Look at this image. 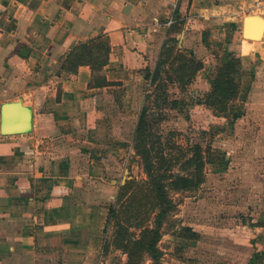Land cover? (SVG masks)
<instances>
[{
    "label": "crops",
    "instance_id": "crops-1",
    "mask_svg": "<svg viewBox=\"0 0 264 264\" xmlns=\"http://www.w3.org/2000/svg\"><path fill=\"white\" fill-rule=\"evenodd\" d=\"M255 3L264 5L249 6ZM236 4L238 15L244 0H0V106L20 101L33 110L31 132L0 128V264H100L109 222L104 192L124 182L136 159L132 139L145 102L137 86L150 87L144 76L156 66L167 22H184L178 47L187 54L188 27L232 26L238 21L225 12ZM238 29L244 38L243 22ZM207 36L213 70L232 52H214L220 40ZM92 40L109 51L81 49L84 63L65 69ZM261 229L250 232L248 261L258 253L264 264Z\"/></svg>",
    "mask_w": 264,
    "mask_h": 264
},
{
    "label": "rangeland",
    "instance_id": "rangeland-1",
    "mask_svg": "<svg viewBox=\"0 0 264 264\" xmlns=\"http://www.w3.org/2000/svg\"><path fill=\"white\" fill-rule=\"evenodd\" d=\"M250 1L244 0L245 5L238 15L233 13L238 10L237 4L231 11L225 12L227 17L237 19L238 22L232 26L226 23L224 28H219L217 23L211 21L191 23L193 28L188 27L191 49L187 54L201 61L206 71L200 72L186 87L167 83V94L179 101L176 108L162 105V102H158L161 107H154L153 99L150 100L149 106L154 109L151 114L161 118L158 133L165 143L166 151L178 156L181 162L184 157L191 155L192 146L199 145L205 163V181L196 191L171 193L176 209L170 213L161 231L158 245L162 252L160 264H244L251 253V242L247 241L250 232H261L264 226V37L251 42L253 48L251 56H248L242 54L240 45L244 38L238 34V27L244 18L259 16L264 19V5L257 6L255 3L249 6ZM207 34L212 36L213 41L220 40L214 52H232L242 62L238 77L240 94L230 103L228 113L217 112L204 104L208 88L205 86L210 84L219 67L212 70L209 64L210 58L215 57L208 55L210 39L208 36L206 39ZM180 38L183 42L182 31L178 40ZM210 70L212 74L208 72ZM137 87L142 102L151 87L146 83ZM177 149L185 154L178 155ZM180 162H175L172 169L186 175L187 171L180 168ZM127 166L124 182L104 192L107 210L115 209L118 212L120 205L125 202L126 198L117 201V197L119 188L126 181L140 182L147 178L137 158L130 159ZM110 217L100 264H125L126 254L113 244L118 220ZM119 220L129 229L128 233L134 237L139 235L134 219ZM152 223V216L144 220L146 226ZM186 228L196 232V240L183 237ZM42 260L41 264H54L52 260ZM142 264L151 263L146 260Z\"/></svg>",
    "mask_w": 264,
    "mask_h": 264
},
{
    "label": "trees",
    "instance_id": "trees-1",
    "mask_svg": "<svg viewBox=\"0 0 264 264\" xmlns=\"http://www.w3.org/2000/svg\"><path fill=\"white\" fill-rule=\"evenodd\" d=\"M183 24L182 21L169 25L156 66L152 71L147 70L144 76L150 87H153V91L145 95V102L132 139V148L147 178L140 182L126 181L119 188L117 197V201L126 198L125 202L120 205L118 212L115 209H108L109 217L118 220L113 244L126 254L125 264H142L146 260L151 264H160L162 252L158 245L162 236L161 231L170 218V213L176 209L171 193L196 191L205 181V163L201 146H192L191 155L184 157L180 162L178 156L175 157L172 152L166 151L165 143L158 133L161 118L153 117L154 114L151 113L154 109L149 106L150 100L153 99L154 107H161L158 102H162V105L176 108L179 101L171 99L167 94V83H177L186 87L203 68L201 61L188 56L178 47V35L183 30ZM82 47L70 54L65 69L76 71L78 66L84 63L80 57L77 58L81 49H86L91 54H94L98 48L109 51L105 43H97L94 40ZM227 55V60L215 70L204 99L205 105L220 113H228L230 103L237 99L240 92L238 77L242 65L241 59L234 53ZM106 62L103 61V64ZM90 66L95 69L93 63H90ZM177 152L180 156L185 154L181 149H177ZM178 161L181 163L180 168L187 171L186 175L174 172L172 169L173 164ZM150 216L153 218L152 225H144V220L150 219ZM119 218L134 219L139 235L134 237L133 234L128 233L129 229L120 222ZM183 237L196 240L198 236L196 232L186 228ZM260 259L258 253H253L247 264H259Z\"/></svg>",
    "mask_w": 264,
    "mask_h": 264
},
{
    "label": "water",
    "instance_id": "water-1",
    "mask_svg": "<svg viewBox=\"0 0 264 264\" xmlns=\"http://www.w3.org/2000/svg\"><path fill=\"white\" fill-rule=\"evenodd\" d=\"M260 24L257 31H252L253 24ZM262 19L258 16L246 17L243 20L242 34L248 40H256L262 32ZM261 39V38H260ZM22 55H25L22 52ZM14 109H18L22 116L13 113ZM32 115L33 110L30 106H24L20 101L4 102L0 106V128L4 134H25L32 131ZM23 121V122H22ZM23 123V124H22Z\"/></svg>",
    "mask_w": 264,
    "mask_h": 264
},
{
    "label": "bare ground",
    "instance_id": "bare-ground-1",
    "mask_svg": "<svg viewBox=\"0 0 264 264\" xmlns=\"http://www.w3.org/2000/svg\"><path fill=\"white\" fill-rule=\"evenodd\" d=\"M249 17H252V16H249ZM259 28H260V24L258 26V29ZM263 28H264V20H262V29ZM252 31H255V32L257 31V25H255V23L253 24ZM261 37H262V32H261L260 36L258 38H256V40L260 39ZM256 40H254V41H256ZM252 48H253V43H251L247 38H245L243 40V42L241 43V46H240L242 53L247 54L252 50Z\"/></svg>",
    "mask_w": 264,
    "mask_h": 264
},
{
    "label": "built area",
    "instance_id": "built-area-1",
    "mask_svg": "<svg viewBox=\"0 0 264 264\" xmlns=\"http://www.w3.org/2000/svg\"><path fill=\"white\" fill-rule=\"evenodd\" d=\"M170 24H171V21H168V22H167V25H170Z\"/></svg>",
    "mask_w": 264,
    "mask_h": 264
}]
</instances>
